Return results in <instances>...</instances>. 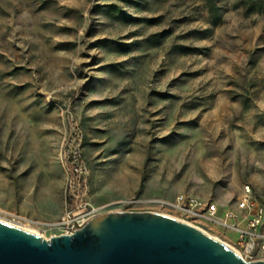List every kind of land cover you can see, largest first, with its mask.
<instances>
[{
    "label": "rangeland",
    "instance_id": "rangeland-1",
    "mask_svg": "<svg viewBox=\"0 0 264 264\" xmlns=\"http://www.w3.org/2000/svg\"><path fill=\"white\" fill-rule=\"evenodd\" d=\"M80 137L100 215L264 203V0H0L1 222L61 234Z\"/></svg>",
    "mask_w": 264,
    "mask_h": 264
},
{
    "label": "water",
    "instance_id": "water-1",
    "mask_svg": "<svg viewBox=\"0 0 264 264\" xmlns=\"http://www.w3.org/2000/svg\"><path fill=\"white\" fill-rule=\"evenodd\" d=\"M47 240L0 222V264H264L160 215L107 213Z\"/></svg>",
    "mask_w": 264,
    "mask_h": 264
},
{
    "label": "built area",
    "instance_id": "built-area-1",
    "mask_svg": "<svg viewBox=\"0 0 264 264\" xmlns=\"http://www.w3.org/2000/svg\"><path fill=\"white\" fill-rule=\"evenodd\" d=\"M83 138L78 139L77 147L62 157L67 173L65 187V207L62 216L51 224L60 235H72L89 220L100 215L89 201L90 168L82 153ZM157 204L165 211L178 215L176 219L204 231L221 229L236 238L226 237L246 262L264 261V203L257 200L250 187L245 188L244 196L237 201L235 208L221 211L217 204L202 200L193 195L180 194L174 200H161ZM17 226L42 225L25 217L12 215ZM59 235V236H60Z\"/></svg>",
    "mask_w": 264,
    "mask_h": 264
},
{
    "label": "bare ground",
    "instance_id": "bare-ground-1",
    "mask_svg": "<svg viewBox=\"0 0 264 264\" xmlns=\"http://www.w3.org/2000/svg\"><path fill=\"white\" fill-rule=\"evenodd\" d=\"M169 219H172V218H169ZM173 220H175V221H179V220H176V219H173ZM1 222V221H0ZM179 222H181V221H179ZM1 223H4V224H7V225H10V224H8V223H5V222H1ZM182 223H184V222H182ZM186 224V223H185ZM189 225V224H188ZM10 226H13V225H10ZM191 226V225H190ZM13 227H17V226H13ZM193 227V226H192ZM17 228H19V229H21V230H24V231H26V232H28V233H30V234H33V235H35V236H37V237H42V236H40L38 233H36L35 231H33V230H28V229H26V228H21V226H18ZM194 228H196V227H194ZM197 230H199V231H201L202 233H204V234H206L207 236H209V237H211L210 235H208L207 233H205L203 230H201V229H199V228H196ZM212 239H214V240H216L217 242H219V243H221L224 247H226V248H228V249H230L231 251H233L234 253H235V251L236 250H234L230 245H228V244H225L224 242H222L221 240H219V239H217V238H213V237H211ZM237 252V251H236Z\"/></svg>",
    "mask_w": 264,
    "mask_h": 264
}]
</instances>
